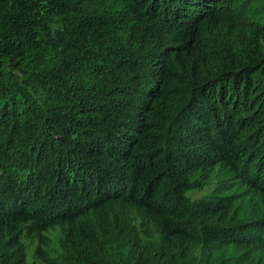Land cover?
<instances>
[{
	"label": "trees",
	"instance_id": "obj_1",
	"mask_svg": "<svg viewBox=\"0 0 264 264\" xmlns=\"http://www.w3.org/2000/svg\"><path fill=\"white\" fill-rule=\"evenodd\" d=\"M207 145L264 194V0H0V264L43 168L85 202L43 264H264V197L174 175Z\"/></svg>",
	"mask_w": 264,
	"mask_h": 264
},
{
	"label": "rangeland",
	"instance_id": "obj_2",
	"mask_svg": "<svg viewBox=\"0 0 264 264\" xmlns=\"http://www.w3.org/2000/svg\"><path fill=\"white\" fill-rule=\"evenodd\" d=\"M185 144H182L184 146ZM179 146V145H177ZM190 159V158H189ZM197 160L199 165L198 169L190 167H184L182 172L175 173L174 175L179 179H185L187 183H193L195 187L189 189L186 193L192 197H208L216 202H224L229 199L239 205L241 208L245 207L248 210L250 203L261 202V196L264 197L262 190H256L254 187L248 186L245 182V164L243 161L234 162L227 159H220L219 156L214 152L211 146H206L200 150V154L193 158ZM233 162L236 164L234 165ZM38 167V166H37ZM255 171L249 173V177H254ZM44 184V193H52L53 197H48L52 204L49 206V211H46V215H43V225L46 229L40 230L33 225L21 226L13 234H9V237L15 236L20 241L19 251L16 248L11 249L15 253H23L25 264H43L42 259L37 251L41 248L42 252L51 256L56 255L60 249V242L63 231V223L55 222L56 217L50 215L55 214V209H61L65 207L67 202V208L58 213L65 215L68 211L74 212L79 207H83L85 202L71 195L66 189H58L53 183L56 176L49 174L47 168L38 169L35 175ZM253 192V195H252ZM60 193V194H58ZM26 194V193H25ZM228 197V198H224ZM248 197L251 200L248 201ZM35 201L33 207L40 206L45 197H41V200L37 202L38 198H33ZM66 201H65V200ZM64 201V205L59 206L60 201ZM66 226V224H65ZM63 231V232H62Z\"/></svg>",
	"mask_w": 264,
	"mask_h": 264
}]
</instances>
